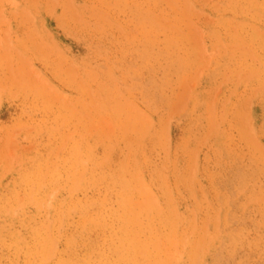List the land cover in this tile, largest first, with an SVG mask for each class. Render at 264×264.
<instances>
[{"label": "rangeland", "instance_id": "obj_1", "mask_svg": "<svg viewBox=\"0 0 264 264\" xmlns=\"http://www.w3.org/2000/svg\"><path fill=\"white\" fill-rule=\"evenodd\" d=\"M0 264H264V0H0Z\"/></svg>", "mask_w": 264, "mask_h": 264}]
</instances>
